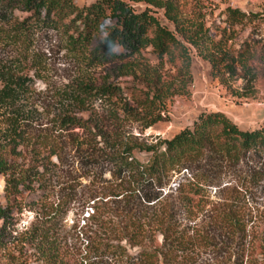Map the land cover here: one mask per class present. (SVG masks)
<instances>
[{"label":"rangeland","instance_id":"rangeland-1","mask_svg":"<svg viewBox=\"0 0 264 264\" xmlns=\"http://www.w3.org/2000/svg\"><path fill=\"white\" fill-rule=\"evenodd\" d=\"M95 1L75 3L83 8ZM129 3L137 12L151 9L159 23L188 47L189 72L169 62L163 67L152 49L143 52L142 70L137 68L131 76L113 64L86 61L69 47L60 27L38 24L27 34L20 33L18 27L26 24L30 13L21 0H0V73L19 79L24 86L17 104L24 111L18 116L22 137L13 142L21 145L9 164L19 176H29V184L38 190L12 203L5 226L0 221V235H4L0 264H47L41 250L48 245L62 264H101L100 259L86 258L93 237L88 219L91 205L105 193L114 195L135 185L131 179H120L110 160L118 147L172 139L191 128L203 113L222 112L244 131L264 128V0H181V30L195 36L203 25L204 37L228 40L223 52L208 38L199 47L187 42L164 9L145 2ZM228 8L239 9L247 17L231 24ZM210 57L223 61L213 69ZM156 71L161 72L164 87L171 90L168 98L152 107L153 114H161L164 120L145 129L137 118L145 112L137 105L133 89L147 91L146 73ZM110 85L123 92L107 95ZM64 117L74 122L64 123ZM5 119L0 116V146L12 151ZM135 155L144 163L150 159L140 150ZM193 177L206 180L208 204L232 205L246 213L251 234L264 230L263 154L251 153L239 163L205 159L169 177L162 189L146 186L144 190L157 192L153 193L155 202L159 195L173 203L180 184ZM6 179L0 174L4 209L9 206ZM176 212L182 228L209 221L207 211L190 219L182 208L176 207ZM39 229L49 232L46 239L35 238ZM156 243L160 245V237ZM249 245L234 246L232 254L224 248L195 247L184 257L188 264H240L237 250L246 248L248 253Z\"/></svg>","mask_w":264,"mask_h":264},{"label":"trees","instance_id":"trees-1","mask_svg":"<svg viewBox=\"0 0 264 264\" xmlns=\"http://www.w3.org/2000/svg\"><path fill=\"white\" fill-rule=\"evenodd\" d=\"M129 1L145 2L164 9L183 38L196 47L200 46L199 42L209 39L204 37L203 25L195 36L181 30V0H97L83 8L77 6L75 0H21L24 10L30 15L26 24H21L18 29H21L20 33L27 34L30 28L38 24L60 27L69 47L86 61L100 65L113 64L124 75L131 76L137 72V68H142L139 59L149 49L163 67L169 62L189 72L192 59L188 47L173 31L159 23L151 9L137 12ZM246 17V13L239 9H227V21L231 24L241 23ZM101 29L109 31L113 40L120 39L124 46L122 54L107 55V45L100 40ZM211 42L223 52L228 40L223 36L219 41L212 39ZM209 61L214 69L223 59L210 57ZM146 76L145 86L148 90L133 89L137 105L145 112L144 117H137L143 121L145 129L164 120L161 114H153L152 107L168 98L171 90L164 87L161 72L146 73ZM0 84V116H5L10 127L9 145H12V151L0 146V174L7 176L5 193L9 202L7 209L0 205V221L5 226L12 203H18L26 193L28 199L38 190L29 184V176H19L9 164L12 153L21 145L13 142L22 137L18 116L24 111L18 110L17 104L23 83L0 73ZM113 87L110 85L107 88V95L123 92L121 88ZM174 92L178 93L176 90ZM67 120L65 117L61 119L64 123L74 122ZM136 150L148 153L150 159L146 163L140 161L135 155ZM251 153L264 155V128L241 130L222 112L203 113L191 128H185L172 139L154 145L136 147L126 144L118 147L110 160L120 179H131L135 185L124 187L114 195L105 193L91 205L92 214L88 219L93 237H90L86 252L87 260L97 258L102 260L101 264H188L184 256L195 247L224 248L225 253L232 254L234 246L248 243V253L246 248L237 250L238 254L241 253L238 263L245 264L247 258V264H264V230L251 234L246 213L232 205L208 204L204 178L199 180L193 177L181 183L177 189V201L173 203L159 195L155 202L153 193L157 192L144 190L146 186L162 189L169 177L202 160L239 163ZM176 207L182 208L188 219L207 211L209 221L182 228ZM48 235L45 229L35 231V238L46 239ZM159 237L161 243L157 245ZM3 239L4 235H0V247ZM53 251L49 245L41 250L47 264H62L63 260L60 261Z\"/></svg>","mask_w":264,"mask_h":264},{"label":"clouds","instance_id":"clouds-1","mask_svg":"<svg viewBox=\"0 0 264 264\" xmlns=\"http://www.w3.org/2000/svg\"><path fill=\"white\" fill-rule=\"evenodd\" d=\"M111 35L112 34L109 31H105L104 29L100 30V40L107 45V55L114 56L122 54L124 51L123 44L120 42L119 38L113 40Z\"/></svg>","mask_w":264,"mask_h":264}]
</instances>
